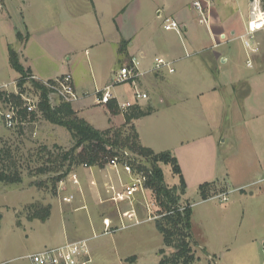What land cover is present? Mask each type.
<instances>
[{
	"label": "rangeland",
	"instance_id": "1",
	"mask_svg": "<svg viewBox=\"0 0 264 264\" xmlns=\"http://www.w3.org/2000/svg\"><path fill=\"white\" fill-rule=\"evenodd\" d=\"M2 1L4 0H0V3ZM180 1L183 0H97L100 12L109 13L107 5L116 12L122 11L123 8L130 9L129 18L126 14L125 17L117 14L108 15L106 20L98 15L104 35L100 34L97 27L91 0H12L10 3L6 1V8L0 9V64L5 60V43L17 48L27 40L24 29L26 23L31 35L25 51L21 47L19 52L29 54L32 62L50 75L68 73L70 68L72 73L77 75L74 76L79 87L92 93L94 85L105 83L109 79V82H112L114 72L111 70H117L119 67L116 53L112 58L109 57L105 65L104 63L98 65V59L106 53L105 48L116 46L117 51V47L123 44L124 39L134 33L135 36H131L133 42L139 44L145 37H150L151 27L155 34L168 33L162 29V20L165 15L172 14L171 6ZM191 1L184 0V8L189 9ZM239 1L243 3L246 0ZM228 4L233 3L229 1ZM157 7L162 9V18L156 17ZM243 11L245 13V10ZM70 14L83 15L84 18L77 22V31L73 30L67 34L58 24L62 25L66 16ZM189 22L193 23L202 40L198 43L199 47H203L208 40L205 26L193 18H190ZM16 25L22 31V38L18 36ZM67 35L75 40L77 47H68L64 42ZM181 37L185 43L184 35L181 34ZM101 41L104 51H101L102 46L99 45ZM95 43L98 44L94 46ZM69 58L70 61L67 60ZM201 63L194 57L175 61L172 74L163 71L165 81L162 82V86L176 94L193 93L191 102L199 104L201 99H197L196 93L203 91L210 84L195 80L196 71L201 73L204 69ZM181 71H187L191 80L181 79L179 77ZM115 89L122 92L125 97L132 96L130 101L134 100L131 84H121L113 87V90ZM92 100L89 94L87 101L90 105L87 109L97 120L96 123L103 125L107 114L101 106L92 105ZM168 101L170 104L157 105V110L153 114L136 122L141 140L143 143L149 142L156 149H172L182 142L180 157L183 154L184 168L188 158L192 157L195 160L191 165L193 170L194 168L207 170L210 167L211 170L218 169L219 174L215 176L219 181L217 186L220 184L225 188L227 197L225 201L212 198L214 194L219 193V187L215 186L209 193L211 198L203 200L199 191L200 180L191 177L185 170L187 178L183 180L187 184L185 193L180 195V204L182 207L186 204L192 206L191 248L194 252V264H264V254L261 252L263 248L261 240L264 237V173L258 169V162L264 161V147L244 146L242 138L244 132L240 134L236 128L223 130L216 128L214 122L217 120L218 112L212 103L209 105L211 114L205 117H210L212 121H210L212 134L217 135L216 142L220 133L225 135L220 138L224 139V142L217 148L218 153L215 154L217 159L212 158V151L206 147L199 149L196 158L193 149L186 147V140L190 141L194 135L206 134L207 122L192 115L190 108L186 111L181 102ZM138 102L144 103L145 100L140 99ZM52 103H57L56 98ZM230 117L231 113L225 114L222 121L225 123ZM119 126L121 125L111 128ZM36 127V135L0 132V148L10 149L22 178L18 184L0 182V264H30L26 258L28 254L59 245L65 240L84 238L87 240L93 264H158L160 258L158 249L162 247L163 241L162 235L155 227V219L160 216L157 214V218L149 219L152 215L145 206L144 198L134 202L142 222L103 234V227L97 228L96 225L101 223L104 217L112 220L113 228H117L119 224L116 204L111 200L113 188H119L115 171L111 170L103 159L98 158L97 164L74 166L61 180L55 181L54 178L61 176L68 165L67 161H59L56 156L58 150L55 148L59 146L68 149L72 145V140L64 127L49 123L40 115ZM123 132L131 133L129 128ZM43 146H46L49 152L41 150ZM98 154L101 158L109 157V153ZM160 167L165 184L168 187L179 186L180 176L173 172L172 166L162 163ZM72 173L77 176L76 182L71 178ZM105 175L107 178L104 179ZM121 176L125 177L124 174ZM242 184L246 185L236 188ZM64 196H72L71 201L65 202ZM145 199L151 202L150 209L156 214L159 207L151 190L145 195ZM47 205L51 208L50 215L45 221L28 216L36 209ZM118 207L126 211L130 205L122 202ZM124 221L127 223V220ZM164 222L167 227H171L169 223ZM66 237L68 239H65ZM192 237L199 241V246L196 242L193 243ZM163 248L166 255L173 251L169 247ZM207 253L215 254L213 257ZM133 256V259H128Z\"/></svg>",
	"mask_w": 264,
	"mask_h": 264
},
{
	"label": "crops",
	"instance_id": "2",
	"mask_svg": "<svg viewBox=\"0 0 264 264\" xmlns=\"http://www.w3.org/2000/svg\"><path fill=\"white\" fill-rule=\"evenodd\" d=\"M6 1L10 3L12 0L2 1L0 3V9L6 8ZM229 1H232L234 5L228 4ZM91 3L95 11L97 27L100 34L102 35H104V29L101 22L98 21V15H101L106 20L108 15L116 16L117 14H122L125 17L126 14L127 18H129L130 16V9L128 10L123 8L122 11L119 10L116 12L113 11V8L109 9V6L107 5L109 13H104L100 12V10L98 9L97 0H91ZM183 4L184 0L178 2L174 6H171L170 12L172 14L165 15L161 25L163 29V23L165 22V20H175L180 26L179 33L174 30L164 29V31H167L168 33L163 32L162 34H155L153 33L154 29L151 27L149 30L150 37H145L144 40L139 42V44H134L133 42V38L131 36H135L136 33H134V35H131L127 37V39H124V43L117 47V51L116 46L114 48L111 47L110 49L105 48L106 53L101 55V57L98 59V65L100 66L103 63L105 65L109 57L112 58L113 56H115V53L119 66L128 62L131 57H137L140 60V70L146 73H144L138 78V80H136V88L139 91L141 90V92H145L147 94V99H144L145 102H137L138 105H140L142 108L151 107L153 109L149 114L151 115L157 110V105H167L170 104L168 100H171L172 102L177 100L186 107V111H188V109L190 108V113L192 115H195L196 117L201 118L202 121L207 122L206 134H202L200 136L194 135V137H192L190 141L186 140V147L193 149V151L196 153V158H198L199 149L201 147H206L210 151H212V158L214 159L215 154L218 153L217 148L221 146L222 142H224V139L220 140L221 137L225 136H223L222 133L218 135V141L216 142L217 135L215 136L212 134L213 129L211 128L212 123H210V117H205L206 115L209 116L211 114V108L209 105H211L212 103L214 104V107H217L218 112L217 120L214 122L216 128H219L220 130H223V128H236V131L238 130L240 134L241 132H244V134L242 135L244 146L252 148L254 146L264 147V30H261L255 34V41L258 44V50L252 54L245 51L241 39L239 38V36L246 30L250 11L249 0H246L243 3H241V1L239 0H212L208 10V23L203 24L205 26V34L208 37V40L206 41L207 43L203 45V47H199L200 45L198 43H200L202 40L198 35L196 29L193 27V23L189 22L190 18H193L198 22V13L192 7V3H190L189 9L184 8ZM241 6L243 7L242 10ZM15 8L17 7L15 6ZM19 10H21V7L19 8ZM243 10H245V13ZM242 11L243 13H241ZM161 12L162 9H160L159 7L155 9L157 18H162ZM83 18V15L77 16L76 14H70L68 17L66 16V20L63 21L62 25L58 24V26L68 34L70 32H73V30H78V26L76 24ZM27 26L28 25L24 23V29L26 31L25 38L27 40H24L23 43L20 44V47H14V49L18 53L20 63L24 68H28L31 74H34L41 79L50 80L56 78L59 75H62L63 73H53V75H50L46 72H43L37 67L35 62H32L29 54L21 53V51L19 52V48L21 47H23V50L25 51L27 42L29 40V35H31L29 30L27 29ZM18 27L19 26L16 25L18 33L23 36L22 31ZM117 30L119 31L118 27ZM181 34L185 37V43L182 40ZM221 34H224L225 38H227L225 41L219 38V35ZM102 41L99 45L102 46L101 51H104ZM64 42L70 48L77 47V43H75V40L70 39L68 35L66 36ZM97 44L98 43H95L94 46ZM4 46L6 55L4 62L2 61V63L0 64V84L3 82H10L18 78V73L10 66L8 61V46L12 45L9 43H5ZM157 56L165 57L171 60L173 63H175V61L179 62L185 57H194L202 62L201 64L203 65L204 69L203 71H201V73L195 70L197 72L194 74L196 75L195 80H199L200 82H210V84L207 85V87L203 89V91H198L196 93L197 99H201L199 104L191 102L193 93L183 92L180 94H176L166 86H162V82L165 81V73L151 71V68L153 67V60ZM248 58L251 61V65H247ZM67 60L70 61V58ZM115 70L111 71L114 72ZM181 72L182 74L179 76L181 79H185L186 81L191 80V76H188L187 71ZM68 73L72 76L76 90L81 93L79 99L71 104L72 108L79 117L85 119L90 125L97 129H106L111 126L123 124L124 115L119 109L115 112H110L107 106H101L104 112L107 114L106 122L103 123V125H98L99 123H96L97 120L91 115L90 110L87 109L90 105V102L87 101V97L89 96V94L93 98L91 104L99 106L94 103V93L96 90L110 85V79L105 83L94 85V91L92 93H88L86 89H84L83 87H79L78 83L75 80V76L77 77V75L72 73L70 68ZM165 83L169 85L168 82ZM117 86L121 85H116L114 87ZM131 86L133 87L132 94H134L135 85ZM111 91L116 102L131 100L130 98L132 96L130 97V95L125 97L122 92L120 93L116 89L113 90V88H111ZM201 102H203V104ZM181 112H183L182 109ZM228 113H231V117L229 118V120L226 119L227 122L224 123L222 121L223 116ZM146 116L134 119L132 121V124L134 125L138 134L139 141L143 146L150 148L155 153L169 150L168 152H170L177 159L182 178L184 177L183 179L187 178V173L188 175L190 174L191 177L200 180V184L210 182L211 189L215 188V186L219 187V193L214 194L212 198H217V195L226 193L223 186H221L220 184L217 186V183H219V181L218 177L215 176L219 174L218 169L211 170L210 167L207 170H195V168L193 170L191 165L195 163V160L192 157L188 158L187 165L184 168V165L182 163V160H184L183 154H181L180 157V146H183L182 142L179 144V146L175 145V147H171L172 149H156L149 142L143 143V141L141 140L140 132L137 129L136 122ZM240 144L242 143L240 142ZM263 162H258V169H261L262 173H264ZM105 178H107L106 175L104 179ZM113 180H115V175H113ZM185 184L187 183L185 182ZM246 184L238 185L236 188H239ZM209 198H211V196H207L206 198H203V200H207ZM96 226L97 228H102V222H99ZM65 239L68 238L66 237ZM192 241L193 243H199V241H197L193 237ZM261 242L264 248V237H262ZM163 246L164 245L162 243V247L160 248H163ZM263 248H261V252L264 254ZM214 254L215 253H213L212 255H208L214 257Z\"/></svg>",
	"mask_w": 264,
	"mask_h": 264
},
{
	"label": "built area",
	"instance_id": "3",
	"mask_svg": "<svg viewBox=\"0 0 264 264\" xmlns=\"http://www.w3.org/2000/svg\"><path fill=\"white\" fill-rule=\"evenodd\" d=\"M211 2L212 0L192 1V7L197 11L199 16V23H208V10ZM249 3L250 11L246 30L239 38L241 39L245 51L252 54L258 50L255 34L264 30V0H249ZM163 28L165 30H174L177 33L180 31L179 24L172 19L165 20ZM219 38L223 41L227 39L224 34L219 35ZM247 65H251L249 58L247 60ZM151 71H166L168 73H173V62L165 57L157 56L153 60ZM144 73L146 72L140 70V60L137 57H131L128 62L120 65L118 69L114 71V79L110 85L95 91L94 103L99 106H107L108 102L114 99L111 88L115 85L127 83L135 85L133 94L134 100L117 101V106L121 112L131 105L136 104L140 99H147V94L136 88V80ZM22 81L23 91L20 90L18 85V78L0 84V132L37 134L36 126L39 116L38 103L40 100V93L39 89L34 86V82L47 88L48 99L52 106L59 103V101L72 104L76 102L81 95V93L76 90L72 76L69 73L59 75L50 80L41 79L34 74H28L22 78ZM27 86L28 88H26ZM55 98L57 103L54 104L52 102ZM32 114L37 115L33 116ZM106 163L115 171L119 182V188H113V194L111 196V200L116 204L119 224L117 228H113L112 220L109 217H104L102 219V233H111L117 229L142 222L143 220L139 219L134 204L135 201H141L140 198H144L145 206L152 215L149 219L157 218L158 215L154 214L150 209L151 202H147L145 199V195L150 191V188L146 185L150 171L145 172L137 167V165L143 164L148 166L144 158L137 154L124 151L122 155L108 157ZM121 174H124L125 177H122ZM71 176L74 182H76V174L72 173ZM217 198L222 201L227 199L225 193L217 195ZM71 199L72 196H64L63 198L65 202H70ZM122 202L128 203L130 208L126 211H122L118 207ZM124 220H127V223H125ZM26 258L29 260L30 264H92V256L85 238L65 240L59 245L50 246L49 248L28 254Z\"/></svg>",
	"mask_w": 264,
	"mask_h": 264
},
{
	"label": "trees",
	"instance_id": "4",
	"mask_svg": "<svg viewBox=\"0 0 264 264\" xmlns=\"http://www.w3.org/2000/svg\"><path fill=\"white\" fill-rule=\"evenodd\" d=\"M18 36L22 38L19 33ZM7 52L9 64L18 73V85L20 90L23 91L22 78L31 74V72L20 63L18 53L12 46H8ZM34 86L39 89L40 93L39 115L49 123L64 127L69 132L72 140V145L68 149H62L59 146L55 148L58 150L56 156L59 161H67L68 165L65 172L54 178V180H61L74 166H93L98 163V158L106 162L108 157H99V152L109 153V157L122 155L124 151L142 156L148 166L143 164L137 165V167L145 172L150 171L146 185L154 193L155 201L159 207L156 210V215L158 214L160 218L155 219V227L162 235L163 247L173 249L169 255L164 254V248L158 249L160 257L158 264H193L195 258L191 248V206L186 204L182 207L180 204V195L185 193V182L177 159L168 151L155 153L150 148L143 146L132 124L134 119L149 115L153 109L151 107L142 108L137 103L133 104L122 112L124 122L121 126L97 129L85 119L79 117L70 103L59 101V103L52 106L48 99L47 88L37 82H34ZM107 107L110 112L119 109L115 99L110 100ZM126 128H129L131 133L123 132ZM47 149L46 146L41 148V150L49 152ZM162 163L171 165L173 172L180 176L179 186L168 187L165 184L163 171L160 167ZM99 165L103 166V164ZM21 181V174L10 149L0 148V182L18 184ZM199 191L201 196L206 198L211 191V183L200 184ZM50 208V205L38 208L28 216L45 221L50 215ZM164 221L169 223L171 227H167ZM133 258L134 256L128 259Z\"/></svg>",
	"mask_w": 264,
	"mask_h": 264
}]
</instances>
